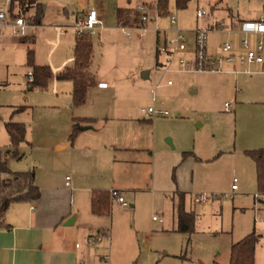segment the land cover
Returning a JSON list of instances; mask_svg holds the SVG:
<instances>
[{"label": "crops", "instance_id": "crops-1", "mask_svg": "<svg viewBox=\"0 0 264 264\" xmlns=\"http://www.w3.org/2000/svg\"><path fill=\"white\" fill-rule=\"evenodd\" d=\"M138 1L140 2L141 0ZM257 2L258 4L254 9L245 11L242 16L230 12L225 19L221 18L222 22L225 21L231 26L233 33L219 32L222 35L221 39L212 47L209 46L208 37V51L210 53L215 54L218 46L226 39H232L235 46H239L241 34L238 31L241 24L256 20L261 13L262 1L257 0ZM65 3L62 0H33V3L26 10H35L34 17H36L38 24L33 25L30 28L29 35L24 38L12 36L6 30L2 31L0 34V44H2V40L4 39L18 40L25 46L26 53L28 49L33 51V59H36L34 56V45L36 43L35 30L42 28L51 19H54L53 23H57V25L51 27L54 30L55 26H58V23L70 21L71 17L76 19L77 15L75 12L71 11L70 13L66 9V6H64L66 5ZM56 4L61 5V8L56 15H52L51 5ZM168 4L169 0L165 12L161 11V14H166ZM98 5H100L98 9L93 6L89 7L95 8L99 12L103 22V27L96 31L102 30L106 36L111 37V32L120 31L127 40H130L133 36L127 37L121 28L130 27L135 23L134 18L137 17V5H134V0H100ZM177 9L181 10L180 8ZM220 9L217 4L210 7L211 13ZM29 11L26 12L28 13ZM111 14L114 15L115 22L111 23L110 21V23H106L107 16H111ZM120 21L124 23L123 26H120ZM217 22H219L217 18H214L207 22L204 27ZM105 23L107 26L104 25ZM183 31H185L188 42L187 54L191 55L193 50V28L184 29ZM132 34L134 35V33ZM169 34L171 35V32ZM67 35L68 33L62 36L66 40L65 45L68 52L54 58L57 59L55 61H53L51 55L48 57L47 63L49 65L47 66L51 68L54 76L48 78L46 86L52 82L50 94L54 100L62 97L63 101L60 113L61 117L54 123L57 131L53 135L52 143L53 150L55 151L53 154L56 155L53 156L55 162L52 165H67L69 171V175L67 176H69L70 186L65 185L66 176L64 177V181L58 178L59 175H62L59 171L51 170L46 175L41 176L33 168L35 184L40 190V197L35 202H12L3 210L1 222L8 227H0V264H79L81 261L85 264H101L100 243L102 241L87 243L86 238L95 232H110V228L104 225L101 218L111 215L112 202L109 201L110 213L108 215L93 214L91 211V194L94 190L109 192L111 189H116L125 200L126 197H132V203H128V206L132 209L135 207L133 202L135 203L137 198L145 193H173L178 201V195L182 194L184 195L185 210L192 211L195 214L191 205L194 206L196 203L192 204L190 194L194 185L201 183L214 190L220 186L224 187V185H227L225 187H231L233 179L236 178L237 189L234 191L236 193L241 185L249 181H256L254 161L246 155L245 150L247 149L241 150L236 148L235 141H233V144H228L227 148H225V151L228 149L227 154L229 155L227 156L222 151L217 153L218 149L216 150V148L214 150L211 148L208 151L201 150L198 148L196 140L192 146L190 145L191 138L188 134L182 137L171 129V125L184 122L183 120H185L184 118L181 120L180 110H177L176 114L178 117L175 118L154 117L152 119V117L147 116L145 113H143V117H140L139 114L134 113L130 108V104L135 99L141 98L146 94L147 98L150 97L148 92L151 84H153V88H151L153 91L151 100L155 104L149 103L147 106L154 105L157 109L166 110L165 107L170 104L177 106V109L182 108L176 100H171V97L180 89V86L172 88L173 82L168 84L167 81L170 80H165L168 72H160L164 56L156 52V47L153 54L154 66L152 68L138 66L139 76V74H134V43L124 41L119 44L109 41L110 50L106 52L108 55L107 59L122 60L114 63L111 67L116 73L109 75V80H104L103 76H97L91 71L94 59V46L91 42L92 56L88 68L89 85L86 91L85 102L81 105H73L71 96L72 82L55 79V74L62 71L65 67L72 65L74 61L73 49L76 37L69 39ZM160 35L161 42L168 36L166 33L163 36L162 33ZM159 36L157 44L159 43ZM60 37L57 36L54 46L58 45ZM136 37L138 36L136 35ZM88 38L90 39L89 35ZM104 47L102 45V51ZM100 55L103 56L102 53ZM179 56V54L175 56L174 66H176ZM99 59L104 58L100 57ZM172 71L176 70L173 69ZM169 73L172 72L169 71ZM203 73L215 75L209 81L222 94L223 98L220 100L221 107L222 105L224 106L228 96L233 95L236 98L238 94L240 100L236 98V103L238 102L239 104L242 97L245 98L250 95L243 89L239 93L237 91L233 94H231V91L228 93L231 82H236L238 81L237 78L243 77V83L248 81L256 84L259 81L258 78H264V74L234 76L231 74ZM118 81L123 82L124 87L120 89L116 88ZM99 83H105L106 86L99 87ZM111 85H114V87L107 90ZM134 85L137 88H134ZM6 86L3 81H0V89ZM28 90L32 89L28 87ZM158 90H160V93L157 95ZM196 91L193 90L192 92ZM238 104L235 105L233 113L235 123L238 122L239 115L241 114V110L239 109L240 104ZM58 107L60 109L61 106ZM15 108L12 107L11 110L13 111ZM262 110L264 111V108ZM73 125L79 128V131L71 139L70 134ZM201 125H203V121H198L197 127ZM86 126L89 127L80 128ZM163 138L166 139L167 143L163 142ZM253 143L251 144L252 146H247L249 147L248 150L264 148V137L261 136V138ZM9 152L10 150H8ZM61 152H64V154L61 155ZM185 152H188V154L183 156ZM225 158H229L227 161H232V171L235 173V176H232V178L226 177V173L223 172L225 163L222 162ZM173 167H175L174 176L171 175ZM199 167H206L208 169V172L202 177H197V169ZM10 177L8 173L4 174V179H9ZM174 197L171 200L173 202L175 200ZM187 203H189L188 206L190 207H186ZM177 207L176 211H173L171 231L177 230ZM81 209L84 213L88 210L89 214H91V217L87 218L86 222L81 219ZM255 217L264 223V215L260 219L257 209L254 213V222L257 221ZM70 218H73V221L67 225L66 222ZM160 223L164 224L165 221L162 220ZM161 230L168 231L164 230V228H161ZM135 254L136 250L134 249V258L137 255ZM157 259L156 264L189 263V258L185 253L171 254L165 252L159 254ZM214 262L217 261L211 260V264ZM254 262L257 264L256 245ZM137 263L135 258L134 264ZM108 264H117V262L112 260Z\"/></svg>", "mask_w": 264, "mask_h": 264}, {"label": "rangeland", "instance_id": "rangeland-1", "mask_svg": "<svg viewBox=\"0 0 264 264\" xmlns=\"http://www.w3.org/2000/svg\"><path fill=\"white\" fill-rule=\"evenodd\" d=\"M62 1L66 2L64 5L66 9L70 13L74 11L77 16L91 6L97 7V9L100 6L98 5L100 0ZM138 3V0H134L135 6ZM214 4H217L221 9L211 13L210 7ZM257 4V0H191L185 9L179 10L175 7L174 0H169L166 14L159 15L156 23L148 22L146 24L148 31L142 36H138L135 30L132 32L134 35L132 34L133 37L130 40H127L120 31L111 32L112 37L106 36L102 30L89 35L94 46L91 71L97 76H103L104 80H109V75L116 73L111 67L122 59H107L106 52L110 50L109 41L119 44L124 41L134 43L135 75L139 74L140 76L138 66L152 68L154 66V48L157 47L159 34L162 33L163 36L166 33L168 36L165 38L171 36L169 34L172 30L169 22L170 14L176 15L180 29H194L196 26L204 27L207 22L214 18L222 22L221 18L225 19L230 12L242 16L245 11L254 9ZM51 7L52 15H56L61 5L56 4L51 5ZM198 7L208 11V14L201 19H197L195 15ZM25 14L33 25L38 24L36 17H34L35 10L31 9ZM106 20V23L115 22L114 15L107 16ZM74 21L75 18L71 17L70 21L58 23V25H72ZM53 22L54 19H51L42 28H37L34 33L36 40L34 45L36 59L34 62L39 66L49 65L47 62L50 55L55 61L57 59L54 58L68 52L63 36L60 37L58 45L54 46L58 35L56 30L51 28L53 25H57ZM106 23L104 25L107 26ZM224 23L227 25L225 21ZM156 26L159 32L156 31ZM84 36L88 37V35ZM221 36L219 31L209 33V46L212 47L221 39ZM67 37L74 39L76 36L72 31H69ZM160 37L161 35L159 42H161ZM106 40L108 41L104 42ZM2 41L0 44V81H3L7 86L0 89V168L1 164H4L11 172L27 171L34 168L41 176L46 175L51 170H56L62 174L58 178L64 181V177L69 175L67 165H52L55 162L53 156L56 155L53 154L55 151L52 143L53 135L57 131L54 123L61 117L62 97L54 100L50 94L52 82L45 87H34L32 90H28L26 74L28 71H33V68L27 66L25 46L18 40L4 39ZM102 45L105 46L103 51ZM101 53L103 56L100 55ZM100 57L104 59H99ZM171 69L177 70V67L172 65ZM160 70L161 73L164 72L162 69ZM170 72L172 73L166 74L165 80L169 79L171 83L173 82L172 88L180 86L171 100H176L182 108L177 109V106L168 104L165 108L169 115L162 118L178 117L176 113L177 110H180L181 120L184 118L186 121L183 120L184 122L171 125V129L182 137L188 134L191 138V146L196 140L199 149L208 151L211 148L212 150L216 148V150L218 149L217 153L222 151L227 156L229 155L227 154L228 149L225 151V148L228 144H233V141L236 142L237 149L248 150L249 147L247 146H252L254 141L261 136L264 137V111L262 110L264 108V78H258L259 81L256 84L248 81L243 83V77H239L237 78L238 81L230 83L228 93L230 91L231 94L235 91L239 93L243 89L250 95L245 98L242 97L240 105L238 102L236 103L237 100H240L238 94L237 100L233 95L228 96L226 100L233 102L232 114H229L223 111V105L220 106V100L223 98L221 92L209 81L215 75L203 72ZM111 87L114 85L109 86L107 90L112 89ZM121 87H124V84L118 81L116 88L120 89ZM134 88L137 87L134 85ZM151 88H153V84H151L148 92L149 98L146 97V94L130 104V108L140 117H143L141 109L146 108L149 103H154L151 100V96H153ZM193 90L197 91L192 92ZM158 93L160 90L157 91V95ZM236 104L241 110L237 123H235L233 116ZM58 106H61L60 109ZM12 107H22V110L13 113ZM8 121L20 122L26 129L25 141L17 148L21 155L20 159L12 155L13 148L10 146L9 137L5 130V123ZM198 121H203V125L197 127ZM162 140L167 143L165 138ZM8 150H10L9 153ZM62 154L64 152H61ZM227 160L229 158H225L222 162L225 163L223 172L226 173V177L232 178L235 176L232 171V161ZM174 168L171 171L172 176H174ZM207 172L206 167H199L197 177H202ZM4 174L0 171V179H4ZM225 186L227 185L214 190L201 183L193 186L190 192L192 204L196 195L206 193L215 196L206 203L191 205L196 214V219L193 232L190 235L177 230L171 231L173 211H176L178 204V199L176 196L174 197L173 193H145L139 196L135 203L133 202L135 204L134 209L130 206H120L112 201L109 196V201L112 202L111 215L101 218L104 225L110 228V232L107 231L108 238L103 239L105 241L102 240L100 243L101 264H108L112 260H115L117 264H134L135 258L137 264H156L157 256L165 252L171 254L185 253L189 258L188 264H211V260L220 264H227L231 245L253 230L258 238L256 244L257 264H264V223L262 220L254 222L256 209L260 219L264 215V202H256L253 199V194L260 192L257 181L253 180L241 185L240 189L232 196L227 195L230 192V187ZM173 197L174 202L171 201ZM131 199L132 197H126V201L130 204L132 203ZM188 205L189 203L186 204V207H190ZM81 216V219L86 222L91 214L88 210L84 213L81 209ZM162 220L165 221L164 224L160 223ZM161 228L168 231H162ZM188 238L190 241L186 246ZM134 249L136 254L140 251L137 255L135 254V258ZM105 255L107 257L103 259Z\"/></svg>", "mask_w": 264, "mask_h": 264}, {"label": "built area", "instance_id": "built-area-1", "mask_svg": "<svg viewBox=\"0 0 264 264\" xmlns=\"http://www.w3.org/2000/svg\"><path fill=\"white\" fill-rule=\"evenodd\" d=\"M262 1V10L259 17L250 22L241 24L239 33V46L236 47L232 39H226L218 46L215 54L208 51V35L211 31H219L226 33H233L230 25L224 22H217L210 26L201 27L196 26L193 33V50L192 54L188 55V42L185 31L178 26L177 17L170 14L169 22L172 26L171 36L165 38L162 42L157 44V52L164 56V62L161 68L164 72L172 71L174 58L180 55L176 61V71L180 72H210L219 74L239 75H254L264 74V0ZM26 9L23 10L20 6H12V0H0V34L2 31H8L12 36L24 38L29 35L30 28L33 24L27 17ZM137 19L134 25L130 27H122V31L127 37H131L134 30L138 36L144 35L148 28V22H157V18L161 15L158 8L157 0H141L136 6ZM207 10L202 7L196 9L195 15L197 19L206 16ZM103 22L99 12L95 8H89L76 17L72 25L55 26L58 36L67 34L69 31L75 34L76 37L84 35H93L97 29L103 27ZM156 31L159 32V29ZM33 71H28L26 74V83L33 81ZM168 84L171 81H167ZM99 87H105V83H99ZM232 101H226L223 110L227 113H232ZM141 112L150 117L167 116L169 112L164 109H157L154 105L142 108ZM66 186H70L69 176L65 178ZM237 189V179L234 178L230 187L228 196H232ZM109 196L112 201H115L122 207H128V202L124 199L122 194L116 190L111 189ZM215 195H208L206 193L196 195L193 203H206L210 201ZM253 199L256 202H264V192H257L253 194ZM3 210H0V221H2ZM154 218V217H153ZM258 218L255 217V220ZM264 221V217H263ZM108 238L106 231L94 233L86 238L87 243L101 242ZM77 246V245H76ZM107 255L103 259H106ZM79 264H85L79 262Z\"/></svg>", "mask_w": 264, "mask_h": 264}, {"label": "trees", "instance_id": "trees-1", "mask_svg": "<svg viewBox=\"0 0 264 264\" xmlns=\"http://www.w3.org/2000/svg\"><path fill=\"white\" fill-rule=\"evenodd\" d=\"M158 8L164 11L167 8L168 0H157ZM189 0H175L177 8H185ZM33 3V0H12V6H20L23 10ZM120 17V15H119ZM118 17V18H119ZM136 17L134 21L136 22ZM120 26L124 23L119 22ZM92 56V43L88 37H76L73 49V64L65 67L62 71L55 74L57 80H69L73 88L71 92L72 104L81 105L85 102L86 91L89 85L88 68ZM27 66L33 68V81L29 83V88L45 87L48 78L54 76L51 68L47 65L39 66L34 63L33 51L27 50ZM22 110L18 107L14 112ZM5 130L8 134L10 146L13 148L12 155L20 158L18 146L24 141L25 127L22 123L8 121L5 123ZM79 131L75 125L72 126L70 138ZM255 163L257 187L260 192H264V148L245 150ZM185 152L183 156L187 155ZM1 172L8 173L9 179H0V210H4L10 203L17 201L35 202L40 197V190L35 184L34 170L11 172L4 164H1ZM177 207V231L190 235L194 229L195 214L192 211H186L184 208V195L179 194ZM91 211L97 215H108L110 213L109 193L103 190H94L91 194ZM0 227H8L0 221ZM257 235L254 230L245 235L243 238L233 243L230 248V255L227 264H255L254 251L257 243ZM190 238L187 239L186 246ZM213 264H218L214 262Z\"/></svg>", "mask_w": 264, "mask_h": 264}, {"label": "water", "instance_id": "water-1", "mask_svg": "<svg viewBox=\"0 0 264 264\" xmlns=\"http://www.w3.org/2000/svg\"><path fill=\"white\" fill-rule=\"evenodd\" d=\"M88 127H89V126H86V127H80V128H88ZM72 221H73V218H70V219L66 222V224L69 225Z\"/></svg>", "mask_w": 264, "mask_h": 264}]
</instances>
